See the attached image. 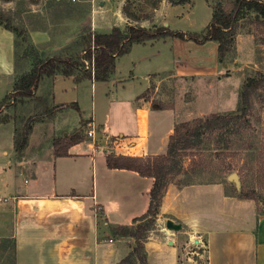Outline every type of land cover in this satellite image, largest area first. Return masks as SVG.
<instances>
[{"label":"crops","instance_id":"crops-1","mask_svg":"<svg viewBox=\"0 0 264 264\" xmlns=\"http://www.w3.org/2000/svg\"><path fill=\"white\" fill-rule=\"evenodd\" d=\"M20 25L32 46L49 45L47 28L27 21ZM14 41V35L0 26V81L5 78L3 93L7 95L14 76L28 73L31 64L18 59ZM146 43L139 45L146 48ZM145 60L149 54L134 60L135 75L130 77L121 75L116 66L107 82L75 81L76 75L44 77L34 95L25 99L29 102L19 105L16 113L24 115L33 99L39 98V106L48 112L33 118L20 156L13 150V131L7 150L0 148V192H5V197L0 195V229L12 238L14 264H116L128 254L132 240L113 237L110 229L129 225L146 212L153 180L107 168L105 147L92 148L88 138L72 145L67 157H55L52 143L59 136H81L78 130L89 120L86 124L94 123L104 138L121 139L122 146L114 148L117 155L165 153L172 123L153 144L149 117L152 110L173 113L151 109L150 101L140 97L150 84L144 75L149 70L137 69ZM87 80L91 95L97 84L106 88L104 110L95 112L97 103L93 106L92 98L94 112L89 119L79 114L70 122L71 109L77 113L82 109L79 91ZM136 82L137 87L130 85ZM8 122L14 130V118ZM6 210L8 215L2 218ZM99 219L105 221L108 235H100ZM167 220L179 229L167 230ZM155 221L143 243L147 264H181L183 258L192 260L198 254L205 264H264V211L259 213L253 200L225 193L220 183L169 185Z\"/></svg>","mask_w":264,"mask_h":264},{"label":"rangeland","instance_id":"rangeland-1","mask_svg":"<svg viewBox=\"0 0 264 264\" xmlns=\"http://www.w3.org/2000/svg\"><path fill=\"white\" fill-rule=\"evenodd\" d=\"M235 1L237 0H0V16L21 32V36L18 37L11 32L15 37L14 48L20 57H17L18 59L30 61L28 73H31L36 64L49 57H81L84 49L82 39L88 33L107 34L114 27L124 30L128 26L145 28L162 26L170 32L199 34L211 21L215 8L219 6L229 10ZM249 1L264 3V0ZM123 9L135 15L137 20L127 18ZM26 21L33 22L41 29L47 28L50 37L49 47L46 45L47 47L36 48L28 42L24 25H20V22ZM228 32L230 44L222 60H219L218 45L214 41L197 44L191 40L165 37L156 40L157 42L146 43V48L132 44L128 53L116 59L115 68L117 66L121 75L126 74L127 77L135 75L132 69L134 60L141 54H149V60H145L137 67L140 72L149 70V73L144 75H147L150 84L140 97L150 101L151 109H165L173 113L151 111L149 140L153 144L171 123L173 132L175 124L192 125L196 120H204L212 114L226 115L234 119L223 127L205 132L198 138L185 137L186 135L181 138L182 143L175 159L180 173L172 176L169 185L220 183L225 193L233 196L234 191L229 177L234 174L240 193L252 195L258 212L263 213L264 92L253 94L243 107L238 108L239 94L245 82L249 78L264 77V18L248 12L237 19ZM22 76H14L13 87ZM4 81L5 78L0 81V101L7 96L3 93ZM86 84V87L82 84L79 91L82 109L79 113L71 109L67 117L70 122L79 114L80 118L89 119L94 112L91 108L92 98L93 106L97 103L95 112L101 114L104 110L106 88L97 84L96 92L91 95L89 80ZM130 85L137 87L138 82ZM38 100L39 98L33 99L31 109L24 115L17 114L16 111L21 107L19 105L29 101L23 100L7 107L4 104L0 117L3 115L15 117L19 128L25 123L30 125L33 118L38 119L45 111L48 112V109L39 106ZM88 121H84L78 130L85 139L86 130L90 128L89 124H86ZM9 123H0V148L4 147V150L10 145L12 139L10 132L14 133L13 125ZM95 131H97L95 146H104L107 154L117 155L115 145L111 142L115 137L104 138L96 126ZM0 195L1 198L5 197V192L1 191ZM3 212L5 213L2 214V218L7 217L8 211ZM110 217L114 218L112 214ZM99 224L100 235H108L105 221L99 219ZM148 234L149 232L146 238ZM111 235L113 236L112 233ZM189 250L190 248H187L186 251ZM180 263L205 264V260L198 254L194 255L192 260L183 258ZM0 264H14L12 238L1 229Z\"/></svg>","mask_w":264,"mask_h":264},{"label":"trees","instance_id":"trees-1","mask_svg":"<svg viewBox=\"0 0 264 264\" xmlns=\"http://www.w3.org/2000/svg\"><path fill=\"white\" fill-rule=\"evenodd\" d=\"M125 16L132 20H137L135 15L123 9ZM248 12L255 13L257 17L264 18V3L249 0H237L229 10L217 7L213 10L212 18L204 31L196 34H183L170 32L165 27L145 28L141 26H128L124 30L112 28L107 34L88 33L83 38L81 57H49L35 65V69L20 77L10 95L5 96L0 101V111L2 106L14 105L18 102L31 98L38 86V83L44 77H51L56 74L63 76H72L75 81L87 78L97 82L109 81L115 69V62L118 57L129 52L132 44H144L149 41H156L165 37H172L180 40H191L197 44H203L205 41H214L217 43V52L219 60L224 58L228 41V34L231 26L243 14ZM0 26L17 37L21 32L15 27L9 25L8 21L0 16ZM92 65V71L85 70L84 63ZM264 92V77L249 78L239 94L240 106L251 98L253 94ZM262 92V93H263ZM264 94V93H263ZM262 94V95H263ZM10 102V103H9ZM7 103V104H6ZM14 118L13 150L17 156H20L31 130V125L25 123L21 128L17 126L15 117L3 115L0 117V123L8 122ZM232 118L226 115L212 114L204 120L198 119L191 123L175 124L173 132L168 137L165 155L154 156H128L107 154L105 156L106 166L109 169L129 170L137 173L140 177L151 178L153 180L149 191V203L146 212L137 218H134L129 225L117 226L110 231L115 237H124L132 240L129 245L128 254L116 264H147L145 260L144 239L146 234L152 229L155 219L159 213V207L167 186L171 183L172 176L178 175L180 169L175 161L177 150L180 149L182 139L192 136L198 138L205 132L218 129L225 126ZM85 138L78 134L59 136L53 140V155L55 157L69 156L68 149L77 143L83 142ZM234 191V197L238 199L254 200L252 195L240 193L234 182H230Z\"/></svg>","mask_w":264,"mask_h":264},{"label":"built area","instance_id":"built-area-1","mask_svg":"<svg viewBox=\"0 0 264 264\" xmlns=\"http://www.w3.org/2000/svg\"><path fill=\"white\" fill-rule=\"evenodd\" d=\"M85 70H91L92 71V65H89V63L85 62ZM89 124V127L87 130H86V137L88 138V142L87 144L90 145L92 148H95V143L97 141V131H95V125L94 123H88ZM111 142H113V144L115 145L116 148H120L122 146V141L120 138H115L114 140H112Z\"/></svg>","mask_w":264,"mask_h":264},{"label":"water","instance_id":"water-1","mask_svg":"<svg viewBox=\"0 0 264 264\" xmlns=\"http://www.w3.org/2000/svg\"><path fill=\"white\" fill-rule=\"evenodd\" d=\"M229 181L230 182H234L235 186L237 188H239V184H238V181H237V178H236V175L234 174H231L230 177H229ZM165 227L167 230H171V231H176L179 229V226L174 224L171 220H167L166 223H165Z\"/></svg>","mask_w":264,"mask_h":264}]
</instances>
